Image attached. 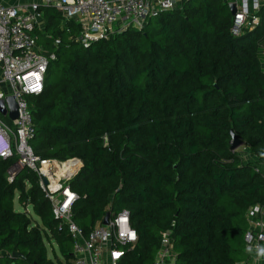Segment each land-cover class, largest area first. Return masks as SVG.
<instances>
[{
	"label": "trees",
	"instance_id": "obj_1",
	"mask_svg": "<svg viewBox=\"0 0 264 264\" xmlns=\"http://www.w3.org/2000/svg\"><path fill=\"white\" fill-rule=\"evenodd\" d=\"M44 10L36 39L55 58L28 99L30 147L82 161L67 183L74 223L89 234L128 211L137 241L118 264H153L166 233L173 264L243 261L246 213L264 205V0L260 24L238 37L223 0H184L89 47L75 20ZM232 133L254 161L230 150ZM16 162L0 160V264H70L71 237L37 174L8 181ZM16 194L39 221L15 211Z\"/></svg>",
	"mask_w": 264,
	"mask_h": 264
},
{
	"label": "built area",
	"instance_id": "obj_2",
	"mask_svg": "<svg viewBox=\"0 0 264 264\" xmlns=\"http://www.w3.org/2000/svg\"><path fill=\"white\" fill-rule=\"evenodd\" d=\"M184 0H34L29 8L7 7L0 2V101L13 98L17 118L0 114V160L17 157L8 172L12 182L18 172L31 169L39 178L45 198L50 202L59 228L66 226L72 240L73 260L70 264H118L125 248L137 241L128 211L112 214L109 225L98 224L86 234L73 221L72 207L79 196L68 186L82 167L78 158L66 162L37 157L30 147L35 135L33 114L28 99L42 94L50 60L39 45L35 31L43 17L41 7L54 8L66 20H75L80 28L79 41L89 47L109 39L117 30L142 29L149 18L176 9ZM234 6L231 34L238 37L253 31L260 22L262 0H223ZM55 45L59 44L55 41ZM8 120V121H6ZM72 165L66 172L61 171ZM47 181V185L44 184ZM26 204L24 208H27ZM30 213L27 209L24 211ZM248 230L244 235L247 259L236 264H264V205L250 207L246 213ZM153 264H173L169 235H163L161 249Z\"/></svg>",
	"mask_w": 264,
	"mask_h": 264
},
{
	"label": "water",
	"instance_id": "obj_3",
	"mask_svg": "<svg viewBox=\"0 0 264 264\" xmlns=\"http://www.w3.org/2000/svg\"><path fill=\"white\" fill-rule=\"evenodd\" d=\"M231 15L236 14V8L234 6L229 7ZM7 108L10 110L9 119L11 121L17 118V105L13 98H8L6 101H0V114L6 116ZM231 141H230V150L236 151L239 147L243 145V143L235 136L234 133L231 134ZM45 185H47V181H43ZM111 213H107L106 217L103 220L102 225L108 226L110 220Z\"/></svg>",
	"mask_w": 264,
	"mask_h": 264
},
{
	"label": "crops",
	"instance_id": "obj_4",
	"mask_svg": "<svg viewBox=\"0 0 264 264\" xmlns=\"http://www.w3.org/2000/svg\"><path fill=\"white\" fill-rule=\"evenodd\" d=\"M0 2L3 5L7 6V7H21V8H24L25 9V8H29L33 4L34 0H0ZM42 9L44 10V9H54V8H48V7L42 6L40 10H41V13L43 15V10ZM62 17H63V15H62ZM37 30H40V31H43L44 30L43 17H42V19H41V21H40V23L38 25ZM251 160L254 161V159L252 157H251ZM35 221H38V220H35ZM246 259H247V257L244 260H246Z\"/></svg>",
	"mask_w": 264,
	"mask_h": 264
},
{
	"label": "rangeland",
	"instance_id": "obj_5",
	"mask_svg": "<svg viewBox=\"0 0 264 264\" xmlns=\"http://www.w3.org/2000/svg\"><path fill=\"white\" fill-rule=\"evenodd\" d=\"M260 19H261V15H260ZM8 121V120H6ZM237 151H239V155L241 156L242 160L244 162H249L251 161V157L249 156L248 152L246 151V148L244 145H242L241 147H239L237 149ZM18 194H16L15 196V200H14V208L17 212H24L26 209L27 211L33 216V218L35 220H38L37 217H35L33 214H32V207L30 205H28L27 208H24V206H22L19 202H18ZM39 221V220H38Z\"/></svg>",
	"mask_w": 264,
	"mask_h": 264
},
{
	"label": "bare ground",
	"instance_id": "obj_6",
	"mask_svg": "<svg viewBox=\"0 0 264 264\" xmlns=\"http://www.w3.org/2000/svg\"><path fill=\"white\" fill-rule=\"evenodd\" d=\"M70 167H72V165H67L61 172L62 173L66 172V169H70Z\"/></svg>",
	"mask_w": 264,
	"mask_h": 264
}]
</instances>
